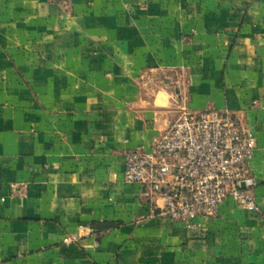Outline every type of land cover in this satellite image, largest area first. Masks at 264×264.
<instances>
[{"label": "crops", "instance_id": "crops-1", "mask_svg": "<svg viewBox=\"0 0 264 264\" xmlns=\"http://www.w3.org/2000/svg\"><path fill=\"white\" fill-rule=\"evenodd\" d=\"M181 106L252 128L258 211L125 181ZM0 264H264V0H0Z\"/></svg>", "mask_w": 264, "mask_h": 264}, {"label": "built area", "instance_id": "built-area-1", "mask_svg": "<svg viewBox=\"0 0 264 264\" xmlns=\"http://www.w3.org/2000/svg\"><path fill=\"white\" fill-rule=\"evenodd\" d=\"M256 147L252 128L237 115L181 106L150 151L126 152L123 175L145 187L153 200L151 214L194 226L197 216L215 214L227 198L259 210L250 167ZM78 240L77 235L64 238L65 243Z\"/></svg>", "mask_w": 264, "mask_h": 264}]
</instances>
